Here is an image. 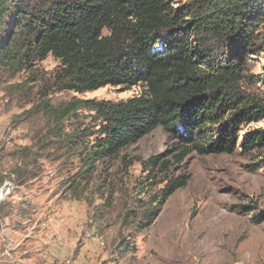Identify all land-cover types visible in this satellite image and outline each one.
Segmentation results:
<instances>
[{
	"label": "trees",
	"instance_id": "1",
	"mask_svg": "<svg viewBox=\"0 0 264 264\" xmlns=\"http://www.w3.org/2000/svg\"><path fill=\"white\" fill-rule=\"evenodd\" d=\"M263 31L264 0H191L180 6L174 0H0V70L10 78L52 56L61 64L51 84L58 91L142 89L117 103L73 99L58 107L47 101L43 108L34 103L30 111L53 120L58 141L37 137L12 152L17 186L36 179L43 160L65 158L74 171L66 191L94 207L92 218L104 219L117 208V191L129 187L122 180L108 190L95 186L99 165L162 127L177 141L172 150L146 160L123 156L125 169L141 164L147 182L136 199L128 190L121 194L111 246L124 255L168 199L188 185L192 176L182 172V164L189 155L240 148L243 155H256L247 170L264 172V77L256 80L261 96L246 93L242 83L245 64L256 53L253 44L261 41L264 47ZM85 113L89 122L81 119ZM66 119L74 123L61 138ZM5 179L0 172V186ZM95 198L103 201L100 206H94ZM6 209L12 215L7 202L0 219ZM251 222L263 224L264 210Z\"/></svg>",
	"mask_w": 264,
	"mask_h": 264
},
{
	"label": "rangeland",
	"instance_id": "2",
	"mask_svg": "<svg viewBox=\"0 0 264 264\" xmlns=\"http://www.w3.org/2000/svg\"><path fill=\"white\" fill-rule=\"evenodd\" d=\"M190 1L174 0L177 6ZM252 48L256 53L245 64L242 83L246 93L261 96L256 80L264 77L263 43L256 41ZM60 65L48 56L13 78L0 70V172L6 175L0 210L7 202L14 206L12 215L6 209L8 217L0 219V264H264V223L251 222L264 210V172H249L256 155H243L240 148L232 154L189 155L182 164V172L192 176L188 185L168 199L156 221L133 239L124 255L111 246L119 229L121 194L128 190L129 198L136 199L147 182L141 164L125 169L123 156L146 160L172 150L177 141L162 127L99 165L95 186L103 184L108 190L122 180L129 187L117 191V208L104 219L92 218L94 207L66 191L65 182L74 171L64 165L65 158L43 160L37 178L18 187L11 174L16 164L12 152L32 145L37 137L58 141L53 120L37 109L30 111L34 103L42 108L47 101L58 107L73 99L117 103L142 92L140 87L125 91L110 86L83 94L61 92L51 85ZM87 116L81 119L89 122ZM71 122L65 120L61 138L69 133ZM102 202L95 198L94 206ZM243 206L253 210L244 213Z\"/></svg>",
	"mask_w": 264,
	"mask_h": 264
},
{
	"label": "crops",
	"instance_id": "3",
	"mask_svg": "<svg viewBox=\"0 0 264 264\" xmlns=\"http://www.w3.org/2000/svg\"><path fill=\"white\" fill-rule=\"evenodd\" d=\"M0 202H1V201H0ZM10 203H11V202H10ZM12 207H13V210H14V206H13V205H12ZM4 218H7V217H4ZM4 218H3V219H4ZM3 219H2V220H3Z\"/></svg>",
	"mask_w": 264,
	"mask_h": 264
}]
</instances>
